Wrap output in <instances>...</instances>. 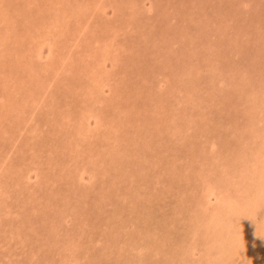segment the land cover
<instances>
[{"label": "rangeland", "instance_id": "rangeland-1", "mask_svg": "<svg viewBox=\"0 0 264 264\" xmlns=\"http://www.w3.org/2000/svg\"><path fill=\"white\" fill-rule=\"evenodd\" d=\"M0 264H264V0H0Z\"/></svg>", "mask_w": 264, "mask_h": 264}, {"label": "bare ground", "instance_id": "bare-ground-1", "mask_svg": "<svg viewBox=\"0 0 264 264\" xmlns=\"http://www.w3.org/2000/svg\"><path fill=\"white\" fill-rule=\"evenodd\" d=\"M253 251H255V250H253ZM256 253V252H255ZM253 255V257H254V263L256 262V263H261L262 261H261V258H260V256H259V254H252ZM223 256V255H222ZM251 257V256H250ZM243 259V258H242ZM251 259V258H250ZM251 261V260H250ZM253 262V261H252Z\"/></svg>", "mask_w": 264, "mask_h": 264}]
</instances>
